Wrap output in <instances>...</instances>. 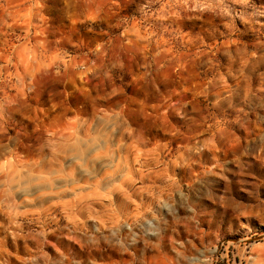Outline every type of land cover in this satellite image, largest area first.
Listing matches in <instances>:
<instances>
[{"label":"rangeland","instance_id":"1","mask_svg":"<svg viewBox=\"0 0 264 264\" xmlns=\"http://www.w3.org/2000/svg\"><path fill=\"white\" fill-rule=\"evenodd\" d=\"M0 264H264V0H0Z\"/></svg>","mask_w":264,"mask_h":264}]
</instances>
